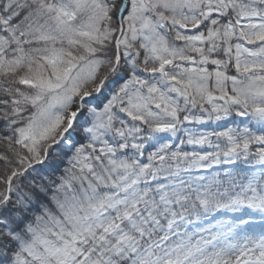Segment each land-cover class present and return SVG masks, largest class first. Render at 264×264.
<instances>
[{"label":"snow or ice","instance_id":"6c2138e0","mask_svg":"<svg viewBox=\"0 0 264 264\" xmlns=\"http://www.w3.org/2000/svg\"><path fill=\"white\" fill-rule=\"evenodd\" d=\"M0 264H264V0H0Z\"/></svg>","mask_w":264,"mask_h":264}]
</instances>
